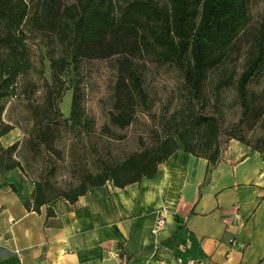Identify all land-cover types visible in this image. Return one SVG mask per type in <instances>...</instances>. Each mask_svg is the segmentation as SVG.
<instances>
[{"label":"trees","instance_id":"16d2710c","mask_svg":"<svg viewBox=\"0 0 264 264\" xmlns=\"http://www.w3.org/2000/svg\"><path fill=\"white\" fill-rule=\"evenodd\" d=\"M252 0H43L32 14L27 0H0V139L14 129L2 119L1 101L14 94L21 75L30 69V53L25 25L32 19L40 26L49 24L59 33L61 54L51 56L50 74L46 81L47 104L51 114L36 119L30 134L32 147L47 162L46 173L34 182L25 200L29 209L40 210L56 199L74 203L80 195L110 181L125 187L156 176L159 165L178 149L205 157L208 175L221 159L232 139L259 151L264 160V134L255 142L246 138V129L254 127L264 116V20L253 33L245 69L222 70L215 89L233 86L242 106V117L228 126L219 99L208 107L206 88L212 72L223 67L251 24ZM151 50L160 64H170L182 74L186 115L170 106L162 111L159 124L151 127V143L119 162L98 158L100 170L86 172L80 182L68 189L55 186L51 175L55 166L50 149L55 126L84 125L83 94L80 87L83 62L117 56L118 78L115 84L114 109L110 120L120 128L130 125L138 107L150 113L152 102L142 73L134 66V57ZM65 74L76 79L71 100V113L65 116L61 102L67 92ZM18 140L5 146L0 140V173L22 163L14 156ZM52 215L51 207L47 209Z\"/></svg>","mask_w":264,"mask_h":264},{"label":"crops","instance_id":"0c3cea01","mask_svg":"<svg viewBox=\"0 0 264 264\" xmlns=\"http://www.w3.org/2000/svg\"><path fill=\"white\" fill-rule=\"evenodd\" d=\"M12 133L3 145L20 138ZM208 167L178 149L153 178L108 181L40 210L25 204L34 181L20 168L2 172L0 264H264L262 154L232 139Z\"/></svg>","mask_w":264,"mask_h":264},{"label":"rangeland","instance_id":"374dc122","mask_svg":"<svg viewBox=\"0 0 264 264\" xmlns=\"http://www.w3.org/2000/svg\"><path fill=\"white\" fill-rule=\"evenodd\" d=\"M30 14L43 0H27ZM72 3L74 0H63ZM115 3H128L131 0H114ZM166 0H161L165 2ZM251 24L245 37L239 41L222 68L211 73L206 92L211 107L219 99L224 124L237 121L242 117L237 90L233 86L218 92L215 85L222 70L242 72L247 64L249 44L264 20V0H252ZM26 40L30 53V69L19 77L14 94L4 98L2 119L5 124L14 126L13 135L18 139L15 158L22 163V171L34 182L46 173L47 162L43 155L31 144V129L36 119L51 114L47 104L46 81L50 74L51 56H59V33L49 24H35L32 19L25 25ZM1 54V48H0ZM133 66L142 73L148 97L152 102L150 113L144 107H138L136 119L128 126L120 128L110 120L114 109V90L118 78L117 56L107 59H88L83 62L81 91L83 94L84 125L80 127L53 126L54 142L50 149L55 166L51 175L52 183L63 189L77 185L84 173H96L100 170L98 158L119 162L134 152H139L151 143L150 129L163 118L162 111L170 106V112L176 110L186 115V103L183 95L182 74L170 64H160L150 49L134 57ZM67 92L61 102L65 116L71 113V100L76 79L65 74ZM264 82L256 83L254 88L261 91ZM12 131V130H11ZM246 138L255 142L264 134V116L252 128L246 129ZM14 137V138H15Z\"/></svg>","mask_w":264,"mask_h":264},{"label":"built area","instance_id":"2783aa9c","mask_svg":"<svg viewBox=\"0 0 264 264\" xmlns=\"http://www.w3.org/2000/svg\"><path fill=\"white\" fill-rule=\"evenodd\" d=\"M164 223H165V219L164 218L158 219L156 221V224H155V230L157 231V230L161 229L163 227Z\"/></svg>","mask_w":264,"mask_h":264}]
</instances>
